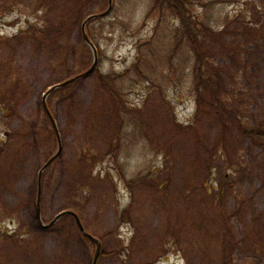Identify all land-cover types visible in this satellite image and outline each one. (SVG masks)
Returning <instances> with one entry per match:
<instances>
[{"label": "rangeland", "instance_id": "1", "mask_svg": "<svg viewBox=\"0 0 264 264\" xmlns=\"http://www.w3.org/2000/svg\"><path fill=\"white\" fill-rule=\"evenodd\" d=\"M190 2L196 26L205 30L200 46L211 42L209 55L221 59L226 90L220 93L230 92L237 75L244 78L249 91L242 95L249 107L245 114L219 110L216 95L204 96L197 109L195 55L187 37L178 36L180 25L173 14L158 9L152 14L155 0H114L111 13L90 29L102 52L97 69L47 97L61 152L44 171L58 150L45 121L44 96L83 71L90 57L77 29L69 33L74 47L64 65L42 67L54 62L59 50L37 55L25 42L17 46L14 69L23 68L30 91L12 126L23 134L16 138L19 145L0 159L1 255L11 253L4 264H93L95 246L85 240L73 216L42 227L40 221L48 225L65 212L78 215L87 233L100 241L99 264H217L216 236L228 232V219L239 245L226 247V254L235 264H264V145L243 140L236 121L249 119L264 133V0ZM106 6L105 0H97L87 17L105 12ZM23 20L16 10L2 30L15 34ZM145 39L151 45L144 47L145 63L140 65V41ZM135 63L141 67L138 74ZM98 73L121 77L115 85L122 92L118 115L116 104L99 87ZM231 91L238 92L235 87ZM219 142L231 154L243 149L248 173L233 188L228 184L215 203L219 192L209 194V186L220 179L215 168ZM90 150L99 161L81 159L92 155ZM171 154L176 175L170 169L159 191L147 172L166 170L165 155ZM136 174L146 180L132 197L126 181ZM215 219L224 226L215 229ZM22 235L30 246L16 249L13 240Z\"/></svg>", "mask_w": 264, "mask_h": 264}, {"label": "trees", "instance_id": "2", "mask_svg": "<svg viewBox=\"0 0 264 264\" xmlns=\"http://www.w3.org/2000/svg\"><path fill=\"white\" fill-rule=\"evenodd\" d=\"M97 0H0V159L6 158L14 151L15 144L17 142L16 138H21L22 132L13 130V122L19 117L21 107L24 105L22 97L30 91V86L26 82V78L22 75L24 73L23 68L20 70H15L13 57H16L18 52L17 46L25 42L29 45L31 50L35 54H40L47 52L49 50H59L61 55L55 59L54 62H45L42 67H49V64L54 67L57 65H64L67 59V55H71L70 51H73V43L70 42V32L73 29H77L81 37V45L88 52L90 57V63L83 70L80 71L75 77L78 79H84L83 76L93 65L94 57L93 53L84 41L82 35V25L87 19V11L89 6L96 2ZM106 1V10L108 8V0ZM114 3V0H113ZM190 0H155L153 5L152 14L158 9L161 13L164 11L173 14L179 21L178 36H186L189 43L191 44V49L195 55V62L192 67V87L197 101V109L200 110L204 100V96L216 95V101L218 103V109L221 111L229 112H239L240 114H245L247 105H245V96H249L247 90L244 89V78L241 75H237L234 82L230 84V87H235L238 92L231 91L226 93L225 91L221 94L220 91L226 86L223 84L222 74L220 73L219 57L213 58L209 55V50L212 47L211 42L208 41L207 46H200L202 33L205 30L202 28L199 31V25L196 26L194 22L192 8L190 7ZM18 10L20 14L23 15V25L18 27V31L15 34H5L4 29L8 24V20L15 14ZM25 12V14H23ZM93 23V22H92ZM92 23L87 26V34L91 42L97 48L98 57L102 54L100 46L95 42L93 35L91 34ZM199 31V33H198ZM207 32H209L207 30ZM151 41L148 39L140 41L138 60H140V65L145 63V58L143 53L144 47L150 46ZM73 55H77V51L74 50ZM140 65L133 67L134 74L139 73ZM16 71V72H15ZM22 72L20 75L18 72ZM98 72V71H96ZM71 79V78H70ZM121 79V77L111 78L109 75L104 76L98 73V83L99 87L101 85L104 87L101 91L106 94V100L110 104H116L117 115L123 110L120 105L121 91L115 88L116 83ZM222 81V85H220ZM63 83V82H62ZM244 95V97L242 96ZM49 108L51 109L52 100L48 101ZM237 105L240 109L237 108ZM45 112V111H44ZM45 121L47 123V128L50 129V136L57 142L56 134L53 130L52 124L45 112ZM238 126L241 128L242 138L249 139L253 144L264 145V133L260 130H256L255 126L252 125V121L249 119L237 120ZM240 121V122H238ZM256 134V137L254 136ZM6 142V143H4ZM231 150L227 148L226 143L219 142V146L216 151L215 168L220 174V179L217 183L211 184L209 186V194L214 192H219L214 198L215 203L220 202L221 196L225 192V188L228 184L234 187V184L239 181H243L244 172L248 173V169L245 171L247 166V161L243 156V149L241 152L236 154H231ZM89 156H85V161L91 164L93 161H99L98 155L90 150ZM115 162H119V157L114 155ZM209 161V167L211 165ZM176 158L174 155H165L164 168L166 170L160 172V170L152 169L146 177H151L153 183L158 187L160 191V185L165 184L168 178H166L169 170L176 175ZM211 174H213L211 172ZM215 174H213L214 176ZM146 177L138 176L137 174L132 180L126 181L127 189L132 194V197H136L139 192L140 183H144ZM171 182V181H169ZM156 187V188H157ZM137 188V189H136ZM240 197L237 196V199ZM38 199V198H37ZM123 217V216H122ZM124 219V217H123ZM224 219V217H223ZM230 220V219H228ZM228 220L225 221V225L228 227V232L219 233L216 236V252L214 260L217 264H235L233 257H229V253L226 254V247L229 250L235 249L236 245L238 247L236 240L235 227L233 223ZM128 221V220H125ZM216 227H223L224 225L219 220L215 219ZM0 229H3L2 220L0 217ZM23 236V235H22ZM20 236L13 240L16 243L15 248H26L29 247L30 240H27L26 236ZM22 238V239H21ZM91 245H94L90 240L85 239ZM235 240L236 243L233 242ZM5 237L0 235V244H4ZM230 242V243H229ZM233 243L230 247V244ZM0 246V264H4L8 260L7 254L1 255ZM231 252V251H230ZM219 257V258H218Z\"/></svg>", "mask_w": 264, "mask_h": 264}, {"label": "water", "instance_id": "3", "mask_svg": "<svg viewBox=\"0 0 264 264\" xmlns=\"http://www.w3.org/2000/svg\"><path fill=\"white\" fill-rule=\"evenodd\" d=\"M109 2H110V9H109V11L106 13V14H103V15H100V16H92V17H90L88 20H87V22L84 24V26H83V33H84V36H85V41L87 42V44L91 47V49L93 50V52H94V56H95V62H94V66H93V68L90 70V72L91 71H94L95 70V68H96V66H97V64H98V61H97V52H96V49H95V47L91 44V42L89 41V38L87 37V35L85 34V28H86V25L89 23V22H91V21H93V20H95L96 18H99V17H102V16H105V15H107L109 12H110V10H111V3H112V0H109ZM72 81H70V82H68V83H65V84H61V85H57V86H55V87H53L50 91H48L47 92V94L45 95V97H44V105H45V108H46V110H47V104H46V100H47V97L52 93V92H54L55 90H57V89H59V88H61V87H63V86H66V85H68L69 83H71ZM60 152H61V146H60V148H59V151H58V153H57V155L54 157V158H52V160H50V162H48V164L44 167V169H43V171L59 156V154H60ZM41 174H42V172H41ZM41 194V185L39 186V195ZM68 213H63V214H61V215H59L51 224H49V225H43V223H41L42 224V226L43 227H45V228H49V227H51V226H53L54 224H56L62 217H64L65 215H67ZM38 217H39V219H41V217H40V199H39V201H38ZM74 217H75V219H76V221H77V224H78V226H79V229L81 230V232H83L84 234H86V236H88L89 238H92L91 236H89L86 232H85V229H84V226L82 225V222H81V220H80V218L77 216V215H75L74 214ZM95 244H96V246H97V250H96V255H95V259H94V264H97V262H98V260H99V257H100V255H101V244H100V242L99 241H97V240H95Z\"/></svg>", "mask_w": 264, "mask_h": 264}]
</instances>
